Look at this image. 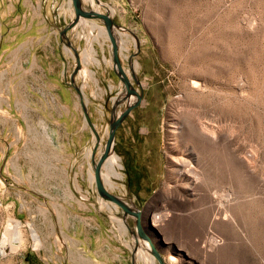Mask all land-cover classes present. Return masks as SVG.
Returning <instances> with one entry per match:
<instances>
[{
	"label": "rangeland",
	"instance_id": "1",
	"mask_svg": "<svg viewBox=\"0 0 264 264\" xmlns=\"http://www.w3.org/2000/svg\"><path fill=\"white\" fill-rule=\"evenodd\" d=\"M93 1L81 0L82 8L107 12L118 25L121 67L142 94L115 131L111 152L119 156L121 178L103 181L105 188L141 212L142 230L165 264L169 255L173 264H264V0ZM102 27L100 20L81 18L67 37L80 59L77 85L99 136L95 161L111 111L119 115L136 100L125 97ZM90 48L95 61L85 64ZM8 58H0V264H65L59 210L67 219L68 208L53 203L64 199L69 151L53 126L47 78H36L30 56L17 63ZM172 121L214 134L185 139L171 133ZM85 126L90 157L95 138ZM190 151L198 182L174 166ZM89 171L93 178L91 163ZM95 197L124 222L133 264H158L137 237L134 218L124 221L119 207L96 191ZM207 237L216 248L207 246Z\"/></svg>",
	"mask_w": 264,
	"mask_h": 264
},
{
	"label": "crops",
	"instance_id": "2",
	"mask_svg": "<svg viewBox=\"0 0 264 264\" xmlns=\"http://www.w3.org/2000/svg\"><path fill=\"white\" fill-rule=\"evenodd\" d=\"M71 8V0H0V58L17 63L30 56L36 78L46 77L49 83L46 92L52 96L53 126L62 130L61 141L69 151L61 187L64 199L53 203L68 208L67 219L59 210L65 264H132L124 222L115 221L111 208L95 197L89 171L91 135L74 88H78L77 74L76 85L69 82L71 50L60 37L71 21ZM18 70L24 72L22 66Z\"/></svg>",
	"mask_w": 264,
	"mask_h": 264
},
{
	"label": "water",
	"instance_id": "3",
	"mask_svg": "<svg viewBox=\"0 0 264 264\" xmlns=\"http://www.w3.org/2000/svg\"><path fill=\"white\" fill-rule=\"evenodd\" d=\"M81 4H82L81 0H71V7L73 9L74 18L69 23V25L63 29V31L60 34L62 41L73 52L74 57H75V67L70 76V83L74 85V76L77 74V72L80 69V60H79V57L76 51L72 48L66 36V33L71 28H73L79 22L81 18L90 19V20H100L103 23L107 38L110 43L113 71L115 72L117 77L120 79V81L124 84L125 97L129 98L131 95H133L136 99L133 103L128 104L126 108L123 110V112H121L119 115H114L113 110L111 111V117H110L109 124H108L109 126L108 136H107V139L104 145V150L102 154L99 156V158L95 161L94 157H95L96 148L99 144V136L97 132L95 131L89 119V116L86 111L85 103H84V100H83V97H82V94L79 88H77L76 86L74 87L76 94L78 96L81 108H82L85 121L87 125L89 126L90 130L92 131L94 138H95V143H94L93 149L91 151V156H90V163L93 169V183H94L95 191L100 199H102L103 201L112 203L116 205L117 207H119L123 213V218L127 216L134 218V227H135L137 237L143 242H146L148 244L149 249H150L149 250L150 254L154 257V259L157 261L158 264H165L162 256L154 247L151 241V238L148 236L147 233H144L142 230L143 227L141 224V212L139 210L133 209L131 205L127 204L121 198L111 194L105 188L104 182L101 178V167L105 159L108 157L111 147L113 146V139H114L115 131L119 127V125L125 120V118L128 116L130 111L133 110L135 107L139 106L141 102L142 94L141 92L138 94L131 87L129 80L127 79V76L121 67L120 60H119V46L117 43V38L115 36V30L119 28L118 25L113 21V19L110 17V15L107 12L101 13V12H97L93 10L86 11L82 8ZM131 77L134 80V82L137 84V81L132 72H131ZM134 242L135 244H134L133 253H135V250L138 247V240L136 237H134Z\"/></svg>",
	"mask_w": 264,
	"mask_h": 264
},
{
	"label": "bare ground",
	"instance_id": "4",
	"mask_svg": "<svg viewBox=\"0 0 264 264\" xmlns=\"http://www.w3.org/2000/svg\"><path fill=\"white\" fill-rule=\"evenodd\" d=\"M85 2H88L90 5H93L94 4V1L93 0H85ZM83 4V3H82ZM97 9V8H96ZM73 18V17H72ZM80 22V20H79ZM78 22V23H79ZM101 22V21H100ZM97 26V25H95ZM101 28V27H100ZM99 28V29H100ZM103 28V27H102ZM95 29V28H94ZM104 29V28H103ZM100 34L103 33V31L100 29ZM105 35V34H104ZM97 38H95L96 40ZM121 46V45H120ZM92 50L91 48L89 49L88 52H85L83 53V60L86 63H90V62H93L95 61V59L92 57ZM125 72V70H124ZM83 73V76L86 75L85 71L83 70L82 71ZM192 86L196 87L195 85V82L192 83ZM172 130H171V133L173 135H176V134H181L183 135V137L185 138V136L189 137L191 135H197L199 134L200 136L202 137H206V136H213V131L211 129H208L207 127L205 126H200V127H195V125H192L190 123L187 124V126L184 124H181L180 122H177V121H172ZM189 125V126H188ZM194 126V127H192ZM182 127V129H181ZM184 127V128H183ZM176 137V136H175ZM186 139V138H185ZM178 140V139H177ZM180 140V139H179ZM183 141V140H182ZM185 142V141H184ZM113 147V146H112ZM112 147H111V150L109 152V155L108 157L105 159V161L103 162L102 164V167H101V178H103L102 180L106 183L108 182L109 184L112 182V179L113 178H121V175L119 173V169L122 168V164L120 162V159H119V156H116L114 154H112ZM190 155H187V156H180L176 159V161L174 162V166H175V169L177 170H181L182 173H183V176L186 177V179L188 180H191L193 182H198L200 180V176H199V173L198 171L196 170V168L194 167L193 165V153L190 151L188 152ZM192 156V157H191ZM171 162V160H170ZM92 177V176H91ZM111 185V184H110ZM189 188V187H188ZM217 198V197H216ZM221 204L220 202H218V205ZM215 214H219V210L217 208L216 210V213ZM223 218L226 217V214H223L222 216ZM167 218V214L165 215H158V216H155L151 222L152 224L154 225L155 223H160L162 221H164L165 219ZM227 220V219H226ZM206 243H207V246L210 248V249H214L216 248L217 246V241L212 238V237H207L206 239ZM167 261L170 263V264H173L176 259L175 257H173L172 255H169L167 257ZM150 262L152 264H155L153 263L152 260H150Z\"/></svg>",
	"mask_w": 264,
	"mask_h": 264
}]
</instances>
